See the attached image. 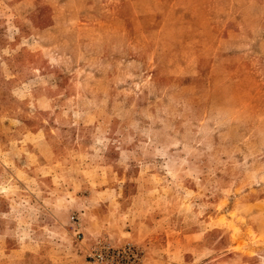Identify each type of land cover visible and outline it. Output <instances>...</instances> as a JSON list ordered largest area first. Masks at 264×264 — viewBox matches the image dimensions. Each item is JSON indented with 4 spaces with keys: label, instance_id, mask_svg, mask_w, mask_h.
<instances>
[{
    "label": "rangeland",
    "instance_id": "rangeland-1",
    "mask_svg": "<svg viewBox=\"0 0 264 264\" xmlns=\"http://www.w3.org/2000/svg\"><path fill=\"white\" fill-rule=\"evenodd\" d=\"M0 264H264V0H0Z\"/></svg>",
    "mask_w": 264,
    "mask_h": 264
}]
</instances>
